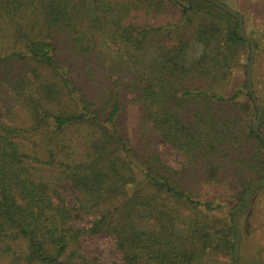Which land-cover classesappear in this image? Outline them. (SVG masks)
Listing matches in <instances>:
<instances>
[{"label":"trees","instance_id":"16d2710c","mask_svg":"<svg viewBox=\"0 0 264 264\" xmlns=\"http://www.w3.org/2000/svg\"><path fill=\"white\" fill-rule=\"evenodd\" d=\"M250 58L210 0H0V264H101L96 236L125 264H235L244 210L261 261Z\"/></svg>","mask_w":264,"mask_h":264},{"label":"rangeland","instance_id":"374dc122","mask_svg":"<svg viewBox=\"0 0 264 264\" xmlns=\"http://www.w3.org/2000/svg\"><path fill=\"white\" fill-rule=\"evenodd\" d=\"M225 5L232 11L241 15L243 18L244 29L246 35L251 38L255 44L259 43V50L256 48V57L253 66L254 77V92L258 103L264 108V0H216ZM249 62L247 63L248 66ZM255 69V75H254ZM237 78L234 81V86L237 87L239 83H247V75L242 69L238 70ZM264 131V128H263ZM264 134V133H263ZM153 148L164 158L165 161L178 167L180 160L179 155L163 140L157 139L153 142ZM68 192H71L69 186L66 185ZM257 202V215L254 219L247 218V223L255 229L253 238L245 241V248L243 254L252 253L259 248L257 245L261 243L264 245V191L259 195ZM253 202V201H252ZM251 205V204H250ZM250 207V206H249ZM244 213L242 216H244ZM241 216V217H242ZM259 216V220L257 219ZM240 217V219H241ZM253 224V226H252ZM240 227V223H239ZM241 230V228H240ZM242 234V231H241ZM243 239V236H242ZM88 245L86 251L88 254L95 255L99 258L101 264H125L121 254L116 251L110 239L104 236H96L87 239ZM236 243V242H235ZM243 241L241 240V245ZM240 245V256H241ZM260 254L262 255V263L264 264V246L261 248ZM258 261L256 264H259ZM240 264V259H239Z\"/></svg>","mask_w":264,"mask_h":264},{"label":"water","instance_id":"95a60500","mask_svg":"<svg viewBox=\"0 0 264 264\" xmlns=\"http://www.w3.org/2000/svg\"><path fill=\"white\" fill-rule=\"evenodd\" d=\"M210 1L215 3L218 7L224 9L225 11H227L228 13H230L233 17H235L237 19V21L239 23V34L247 43H249V45L251 47V58H250L249 64H248L247 69H246V71H247V89H248V93L250 94V96L252 97V99L254 101L255 107L260 111V113H259V117H260L262 115V112L264 111V108L259 105L257 97L255 95V92H254V77H253V66H254L255 57H256V44L251 38H249L246 35L245 29H244L243 18H242L241 15L237 14L236 12L232 11L231 9H229L228 7H226L225 5L219 3L216 0H210ZM260 124H261V122H260V120H258L256 122V124L254 125V132L262 140H264V134L259 130ZM263 187H264V179L260 180V181H257L250 188L248 199H247V202H246V207L250 206V204L252 203L253 197ZM246 211L247 210L239 212V214H237L233 218L234 228H235V231H236V243H235V248H234V261H235V264H239L240 245H241V240H242V234H241V230H240V227H239V220H240V217Z\"/></svg>","mask_w":264,"mask_h":264}]
</instances>
